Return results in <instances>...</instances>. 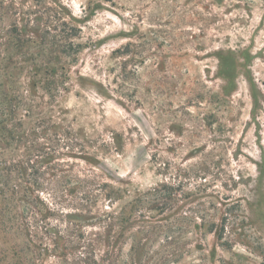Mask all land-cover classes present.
I'll list each match as a JSON object with an SVG mask.
<instances>
[{"label": "rangeland", "instance_id": "obj_1", "mask_svg": "<svg viewBox=\"0 0 264 264\" xmlns=\"http://www.w3.org/2000/svg\"><path fill=\"white\" fill-rule=\"evenodd\" d=\"M0 264H264V0H0Z\"/></svg>", "mask_w": 264, "mask_h": 264}]
</instances>
